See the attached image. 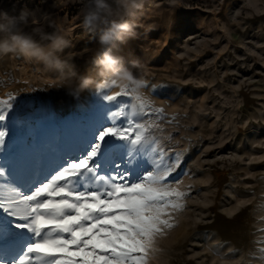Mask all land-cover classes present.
I'll use <instances>...</instances> for the list:
<instances>
[{
  "label": "rangeland",
  "instance_id": "obj_1",
  "mask_svg": "<svg viewBox=\"0 0 264 264\" xmlns=\"http://www.w3.org/2000/svg\"><path fill=\"white\" fill-rule=\"evenodd\" d=\"M82 7L83 0H0V11L16 15L27 8L63 21L72 41L64 55L76 53L72 63L79 74L92 67L98 47L82 26ZM136 22L135 38L114 52L126 64L140 63L133 72L146 81L148 107L134 118L154 125L155 146L174 168L165 183L185 193L178 201L182 208L164 209L161 219L173 226L161 225L147 264H264V0H143ZM45 29L52 31L47 24ZM41 68L22 57L0 56V101L12 104L10 110L0 104L8 114L0 127L9 133L0 167L7 172L6 154L21 141L36 144L50 124L59 125L54 140L65 149L53 150L32 184L16 182L22 191L80 155L110 113L120 107L130 112L135 103L125 95L106 101L113 89L97 92L95 86L74 99L54 83V73ZM154 158L148 152L129 167L147 169ZM14 254L0 250V258Z\"/></svg>",
  "mask_w": 264,
  "mask_h": 264
},
{
  "label": "snow or ice",
  "instance_id": "obj_2",
  "mask_svg": "<svg viewBox=\"0 0 264 264\" xmlns=\"http://www.w3.org/2000/svg\"><path fill=\"white\" fill-rule=\"evenodd\" d=\"M122 95L131 96L123 92L104 100L114 102ZM134 101L130 112L120 107L110 113L111 119L95 127L80 155L65 160L28 191L17 185L14 172L0 167L9 193L0 190V250L16 253L0 258V264H147L161 225L173 226L161 219L164 209L182 208L178 201L185 193L165 183L174 168L155 146L150 132L154 125L134 118L148 107L146 100ZM0 104L12 108L7 101ZM7 119V112L0 110V125ZM8 135L0 127V148ZM148 152L159 157L151 164L147 160L149 168L129 167ZM6 238L15 243L6 245Z\"/></svg>",
  "mask_w": 264,
  "mask_h": 264
},
{
  "label": "clouds",
  "instance_id": "obj_3",
  "mask_svg": "<svg viewBox=\"0 0 264 264\" xmlns=\"http://www.w3.org/2000/svg\"><path fill=\"white\" fill-rule=\"evenodd\" d=\"M142 7L143 0H83L82 26L96 37L98 44L90 59L92 67L85 74H79L72 63L76 53L64 55L72 41L70 29L63 21L37 16L27 8L16 15L0 11V56L11 55L39 63L40 71L54 73V83L74 99L95 86L97 92L113 89L108 94L111 96L127 92L137 102L146 100L143 92L146 81L133 72L141 67L140 63L131 60L126 64L124 57L114 52L135 38L136 16ZM45 24L52 28L51 32L46 31ZM26 27L31 30L25 31Z\"/></svg>",
  "mask_w": 264,
  "mask_h": 264
},
{
  "label": "bare ground",
  "instance_id": "obj_4",
  "mask_svg": "<svg viewBox=\"0 0 264 264\" xmlns=\"http://www.w3.org/2000/svg\"><path fill=\"white\" fill-rule=\"evenodd\" d=\"M58 126L59 125L56 124L46 126V128L43 129L40 140L38 142L36 141V144L29 146L21 141L12 152L6 154L7 172H14L16 182H20L21 184H32L43 174L42 169L48 164L49 157L53 150L64 152L65 149L63 144H56L54 140V133ZM61 136V139L64 141L63 132ZM72 149L75 150V146H73ZM9 179H11V177H9ZM2 180L5 182V178H2ZM0 184H2L1 180ZM3 190L8 192L6 183H4ZM5 252L7 257L13 254L9 251Z\"/></svg>",
  "mask_w": 264,
  "mask_h": 264
}]
</instances>
